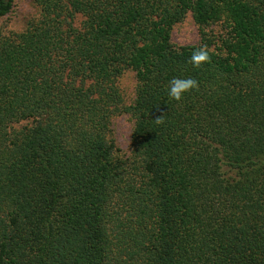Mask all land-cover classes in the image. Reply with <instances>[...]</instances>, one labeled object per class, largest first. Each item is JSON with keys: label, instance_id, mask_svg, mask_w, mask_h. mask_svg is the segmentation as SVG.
Returning a JSON list of instances; mask_svg holds the SVG:
<instances>
[{"label": "trees", "instance_id": "1", "mask_svg": "<svg viewBox=\"0 0 264 264\" xmlns=\"http://www.w3.org/2000/svg\"><path fill=\"white\" fill-rule=\"evenodd\" d=\"M37 1L0 34V264H264V0ZM187 12L201 39L176 45ZM174 77L199 88L178 102Z\"/></svg>", "mask_w": 264, "mask_h": 264}, {"label": "rangeland", "instance_id": "2", "mask_svg": "<svg viewBox=\"0 0 264 264\" xmlns=\"http://www.w3.org/2000/svg\"><path fill=\"white\" fill-rule=\"evenodd\" d=\"M40 15V5L37 0H15L11 10L0 17V34L7 35L11 32H21L28 24ZM83 17L77 15L75 26H80ZM218 30V29H217ZM171 41L176 45L195 44L201 39V30L194 22L192 14L187 12L185 17L175 23L171 31ZM136 78L134 71L125 70L117 80L122 104L128 106L132 103L135 95ZM23 121L15 126L22 125ZM133 118L128 112H115L110 117L107 137L112 141L115 154L123 160L131 161L133 147L131 132Z\"/></svg>", "mask_w": 264, "mask_h": 264}, {"label": "clouds", "instance_id": "3", "mask_svg": "<svg viewBox=\"0 0 264 264\" xmlns=\"http://www.w3.org/2000/svg\"><path fill=\"white\" fill-rule=\"evenodd\" d=\"M210 59L211 57L207 50V46H202L192 52L189 62L193 65L194 68H199L203 64L210 61ZM198 88L199 82L193 77H174L172 80L169 81L168 95L172 99L179 102L183 98L185 93H188L194 89L198 90ZM157 112H160V115L155 117V122L157 124L163 123L164 113L159 108H157Z\"/></svg>", "mask_w": 264, "mask_h": 264}]
</instances>
